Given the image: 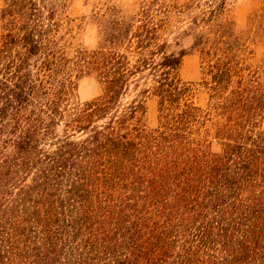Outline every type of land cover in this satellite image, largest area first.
Here are the masks:
<instances>
[{
  "label": "trees",
  "instance_id": "trees-1",
  "mask_svg": "<svg viewBox=\"0 0 264 264\" xmlns=\"http://www.w3.org/2000/svg\"><path fill=\"white\" fill-rule=\"evenodd\" d=\"M69 1L3 0L0 264H264V0L243 25L220 0L177 52L189 1L95 13L91 49ZM86 78L101 93L81 102Z\"/></svg>",
  "mask_w": 264,
  "mask_h": 264
},
{
  "label": "rangeland",
  "instance_id": "rangeland-1",
  "mask_svg": "<svg viewBox=\"0 0 264 264\" xmlns=\"http://www.w3.org/2000/svg\"><path fill=\"white\" fill-rule=\"evenodd\" d=\"M189 1L190 9H186L184 14L174 16L170 20L164 37L171 43L176 52L179 48L189 50L190 38L178 37L179 34L188 30L191 19H201L210 16V12L215 8L220 0H180V4L184 5ZM234 2L233 14L236 22L239 25L246 23L248 16L262 6L263 0H232ZM139 0H70L69 15L72 22L73 32L69 38L72 45L75 47H84L91 49L95 47L97 32L96 27L91 23L92 15L101 13L108 8H118L124 17H131L136 14ZM3 0H0V14L4 7ZM154 11V10H153ZM2 32V24L0 21V35ZM177 38V44L174 40ZM257 57H264V46L257 50ZM180 78L185 82H198L200 80V64L197 54L191 52L184 57L179 70ZM101 93L99 85L92 78H86L78 83L77 95L81 102L90 101L98 97ZM204 96L199 97L201 106L205 105ZM147 124L150 128H155L157 125V105L154 100L147 102ZM264 131V119L260 126Z\"/></svg>",
  "mask_w": 264,
  "mask_h": 264
}]
</instances>
